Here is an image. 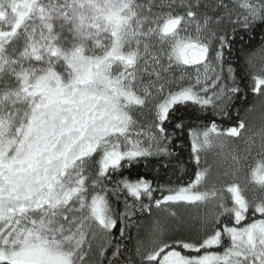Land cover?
Wrapping results in <instances>:
<instances>
[{
  "label": "snow or ice",
  "instance_id": "snow-or-ice-1",
  "mask_svg": "<svg viewBox=\"0 0 264 264\" xmlns=\"http://www.w3.org/2000/svg\"><path fill=\"white\" fill-rule=\"evenodd\" d=\"M258 29L264 0H0V264H264Z\"/></svg>",
  "mask_w": 264,
  "mask_h": 264
},
{
  "label": "rangeland",
  "instance_id": "rangeland-1",
  "mask_svg": "<svg viewBox=\"0 0 264 264\" xmlns=\"http://www.w3.org/2000/svg\"><path fill=\"white\" fill-rule=\"evenodd\" d=\"M253 114V115H252ZM252 114L248 115V119L252 122L255 123L256 127L258 128L260 125V113L259 110L257 109L255 112Z\"/></svg>",
  "mask_w": 264,
  "mask_h": 264
},
{
  "label": "trees",
  "instance_id": "trees-1",
  "mask_svg": "<svg viewBox=\"0 0 264 264\" xmlns=\"http://www.w3.org/2000/svg\"><path fill=\"white\" fill-rule=\"evenodd\" d=\"M261 38H264V37H261L260 35H259V29L257 30V34H256V39H254V40H252L251 41V44L252 45H258L259 44V40L261 39ZM250 114H252V113H250ZM249 114V115H250ZM253 115V114H252Z\"/></svg>",
  "mask_w": 264,
  "mask_h": 264
}]
</instances>
